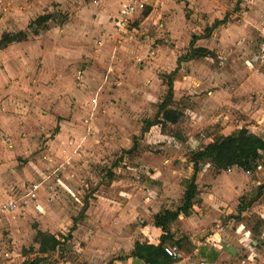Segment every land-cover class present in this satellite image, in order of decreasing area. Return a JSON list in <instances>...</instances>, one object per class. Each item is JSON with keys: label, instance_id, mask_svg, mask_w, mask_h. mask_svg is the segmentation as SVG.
Masks as SVG:
<instances>
[{"label": "rangeland", "instance_id": "374dc122", "mask_svg": "<svg viewBox=\"0 0 264 264\" xmlns=\"http://www.w3.org/2000/svg\"><path fill=\"white\" fill-rule=\"evenodd\" d=\"M20 1L0 0V31ZM33 1L37 15L51 13L41 24L50 29L42 45L69 42L71 61L58 62L61 66L50 61L56 65L51 79L41 78L39 61L34 68L37 75L4 86L19 89L11 93L0 89V111L14 122L9 131L0 127V174L16 172L8 189L13 192L21 185L41 183L30 195L29 206L5 215V225H0V264L38 260V264H142L132 261V247L147 238L143 228L152 221L155 201L178 198L185 177L194 170L193 152L246 125L250 134L264 138V121L241 123L245 113L225 97L230 88L231 93L235 86L238 91L240 61L258 58L264 77V0H178L186 31L175 36L165 23L166 15L161 17L159 0H141V10L123 32L113 27L114 17L99 16L100 0ZM120 1L112 0L109 11H115ZM149 7L157 10L147 18ZM247 14L251 15L248 34H239L237 27L230 30ZM216 18L226 22L206 42L214 46L213 57L176 62L180 54L185 56L192 34H207ZM175 28L182 30L180 21ZM133 48H146L148 53L133 58ZM107 50L111 53L106 56L102 51ZM228 71L236 74V81L224 84ZM170 80L171 107L181 112V118L148 126V119L161 120L159 104L168 96ZM247 102L263 103L264 97L252 94ZM200 163L208 175L198 184L209 186V174L220 171L208 158ZM252 174L264 187V151ZM230 214H238L236 224L247 229L244 236L249 234L251 248H261L264 197L245 213ZM174 225L180 228L181 223ZM45 233L60 243L53 249L49 239L42 254Z\"/></svg>", "mask_w": 264, "mask_h": 264}, {"label": "crops", "instance_id": "0c3cea01", "mask_svg": "<svg viewBox=\"0 0 264 264\" xmlns=\"http://www.w3.org/2000/svg\"><path fill=\"white\" fill-rule=\"evenodd\" d=\"M140 1L141 0H121L118 4V7L115 8V11H109L108 5L110 4V2H112V0H100V6L98 5V7L96 8L99 12V16H101L102 18L109 15L114 17L113 27L116 28L118 20L122 16L124 8L128 4H134L135 9L126 25L127 27L135 14L139 10H141L142 2ZM159 1L162 4L161 17L163 18V15H166L167 19H165V23H167L168 26L171 27L169 29H171L173 33L172 35H178L180 31L182 33L185 32L186 24L182 20V16H180L181 5L179 4L178 0ZM95 3H97V1ZM9 8L11 7L9 6ZM13 8V10L16 11L14 13H11L12 16H9V18L8 16H6L4 18L2 27L5 28L0 31V38H3V36L6 34H18L19 32L25 33V36L20 37L19 39L12 42L2 44L0 46V89L4 90V93H11L15 91L14 89H19V87L15 85L4 87L6 86V82L20 83L21 81L27 80V75L29 74L31 77L33 73L37 75L39 71L35 70L34 68L37 66L39 61H41L43 67V73L40 75L41 78L44 79L48 77L50 79L55 77L54 66L56 67V65H51L50 61L54 60L52 64L56 62L60 66L62 65V63L58 62L67 63L71 61L69 53L71 52L70 47L72 46H70L69 42L65 44L63 40V42L57 41L56 43H50L45 46L42 45L43 39L46 35L49 34L50 29H47V26L41 27V24L45 22L47 23L49 21V19L51 18L50 12L43 11L37 15L38 6L34 3L33 0H30V2L28 0H21L19 4L15 5V7ZM155 10H157V8L149 7L147 18L153 16ZM46 14H50V18L47 21L40 23L38 26V31L36 32V29L30 26L31 22L36 20L39 16H43ZM250 16V14H247V17L241 18L240 20H242V24H231L230 30L235 27L233 31H236L235 29L238 28L237 32H239V34H248L251 26H247L249 25L247 21L249 18H251ZM216 20H224V22L216 26H214V24H209L210 30L207 34H192L189 45L184 50L186 54L190 50V43L193 39V36H197L196 40L194 41V47H203L212 52H215L214 46L208 45L206 44V42H208L209 38L212 37L213 30L216 29L219 25H222L226 22L225 19L222 18H216L213 22L215 23ZM179 21L181 22L182 30H180L179 28H175V24H178ZM118 32L123 31L118 30ZM223 37L224 41L226 42L227 35L224 34ZM76 44L81 45V41L78 40ZM146 51V48H141L140 50L133 48L131 49L130 57L135 58L136 56H142L143 58H145L148 53H146ZM78 52L81 51L79 50ZM102 52H105L106 56L108 55L107 53H111L108 50ZM182 57V54H180L176 62L188 61V63H190L199 56H195L189 59H182ZM203 57L209 58L213 56L208 55ZM259 63L260 61L258 60V58L252 60L247 58L245 63L240 61V69L238 70L237 76L239 77L238 91L236 90L235 86L232 93L231 88L225 92V97L228 98V102L232 106H237L239 110H242L245 113L244 115L239 111V114L243 116L242 119L239 120L242 121L241 123H247L249 121H252L253 123L254 119H257L260 122L264 121V102H247L252 94H259L260 96L264 97V77L259 73ZM28 70L30 72H28ZM169 73L171 74V72ZM235 75L236 74H234V72L228 71L225 74L223 83L231 84L232 82L236 81ZM154 83L157 82L155 81ZM4 109L6 110V108ZM233 110L235 109L233 108ZM5 113L7 112L0 111V114H2L0 116V127L2 129H5L6 131H9V127L11 128V126L14 125V122L12 118H6ZM12 116L15 119L14 115ZM246 127L250 126L246 125L245 128ZM229 134L230 133L224 135ZM20 138L23 139V136L21 134ZM191 142L190 146L192 145ZM25 143L23 142V145H26ZM187 143L189 144V142ZM17 146H19V143H17ZM16 149H18V147ZM202 170L203 167L196 174V183L199 189V200L194 203L188 215L180 213L176 221H174L170 226V231L173 234V238L175 240H180L182 245L184 242L188 243V247H184L183 249L181 246L180 249L182 251V258L174 259L170 256L171 261L169 264H201V262H204V264H264V245H262L261 248H251V243L248 242L247 239L249 234H246V236H244V233H247V229H244V231L242 230L244 225L239 222V229L235 230L233 228L234 226L236 227L239 225L236 224L235 219V216H237L238 214H236L235 216L234 214H230L232 211H239L241 215L242 213H245L251 207H253L255 202H257V199L261 200L264 197L263 192H261L259 197L257 196L260 189L262 191L264 190V187L260 188V186H262L261 182L256 176L252 174V170L246 171L243 168L234 165L222 171L218 170L221 173L218 172V174L216 175L209 174V186L204 187L198 184L200 180H203L208 175L205 171ZM12 172L8 174H0V203L13 200L16 202L17 206L15 209L5 210L1 213L0 225H5V217L8 216L9 213H14L29 206V203L33 201L31 196L35 195V192L39 190L41 185V183L34 182L31 183L28 187H23V185H21L19 186V188H22L17 189L14 192L8 190L12 188V186L9 185L11 178L17 179L16 172ZM193 174L194 170L192 174H190L191 176L189 175L185 177L184 181L187 182V180L191 179ZM185 182L183 190L181 188L180 193L176 194L178 198H176L175 200H166L167 198L165 199L164 196L160 199V201H155L156 205L154 204L155 207L153 209V216L154 214L165 211L166 209L176 210L182 204L184 192L186 190ZM253 190L256 191V196L254 197L255 199L251 203H247L244 205V203L242 202L246 200V197L252 194ZM8 191L10 192L8 193ZM170 195L173 196V194ZM233 198L235 200L234 202L232 201ZM256 209L257 211H259V209H262V207H257ZM153 216L152 221L148 225H144L143 228V231H145V235L147 236V238H144L145 240L137 241L155 245H158L160 243L163 230L153 224ZM262 217H264V215H262ZM177 222L181 223L180 228L179 226L176 227V225H174V223ZM249 231L250 230H248V233ZM134 245L132 247V250L134 249ZM250 248L252 252L250 255H248L247 253L250 252ZM131 257L133 262L139 261L142 264H147L136 257Z\"/></svg>", "mask_w": 264, "mask_h": 264}, {"label": "trees", "instance_id": "16d2710c", "mask_svg": "<svg viewBox=\"0 0 264 264\" xmlns=\"http://www.w3.org/2000/svg\"><path fill=\"white\" fill-rule=\"evenodd\" d=\"M50 18V14L39 16L36 20L32 21L30 26L38 31L40 23L47 21ZM224 20H216L214 26L223 23ZM25 36V33L19 32L18 34H6L3 38H0V46L8 42L19 39ZM197 36H193L190 43L189 52L182 57V59H189L195 56H208L212 54V51L203 47H194V41ZM181 59V58H180ZM169 90L168 96L159 104L158 117L160 121L146 120L148 126H152L156 123H177L181 118V112L171 107V101L173 98V83L170 80L168 82ZM261 151H264V138L260 136H254L246 128H241L238 133L221 136L216 140L208 143L203 149L193 152L191 161L194 166V174L191 179L186 182V190L184 192L182 204L176 210L166 209L165 211L154 214L153 224L163 230L161 235V241L158 245L151 243H144L136 241L134 249L131 252V256L136 257L147 264H169L171 261L170 256L165 252L164 245L166 243H177L181 247L180 240H175L173 234L170 231L171 224L176 221L180 213L188 215L195 202L199 200V189L196 183V174L202 168L201 161L206 158L210 159L211 165L217 170L228 169L232 166H238L246 171L254 170L258 164V158ZM262 186H260L261 188ZM260 189L257 196L261 194ZM255 198L251 199L248 203H251ZM243 203V202H242ZM241 207V206H240ZM45 237L40 244V252L46 253L48 246H50L49 239ZM51 247L54 249L60 242L55 235L51 236ZM50 239V240H51ZM42 259V256L41 258ZM39 260L34 263L38 264Z\"/></svg>", "mask_w": 264, "mask_h": 264}, {"label": "built area", "instance_id": "2783aa9c", "mask_svg": "<svg viewBox=\"0 0 264 264\" xmlns=\"http://www.w3.org/2000/svg\"><path fill=\"white\" fill-rule=\"evenodd\" d=\"M135 9L134 4H128L123 12L122 16L119 18L118 23H117V30L123 31L124 28L126 27L128 21L130 20V17ZM71 143V142H70ZM17 206L16 202L13 200H9L4 203H0V215L3 211L5 210H12L15 209ZM164 250L165 252L171 256L174 259H180L182 258V251L177 243H167L164 245ZM201 264H204V262H201Z\"/></svg>", "mask_w": 264, "mask_h": 264}]
</instances>
